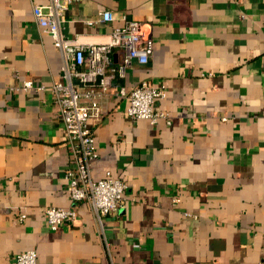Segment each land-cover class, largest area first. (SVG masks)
<instances>
[{
  "label": "crops",
  "instance_id": "crops-1",
  "mask_svg": "<svg viewBox=\"0 0 264 264\" xmlns=\"http://www.w3.org/2000/svg\"><path fill=\"white\" fill-rule=\"evenodd\" d=\"M43 3L0 0V264L27 249L37 264H264V0L69 5L63 33L85 43L104 41L121 14L140 21L153 53L113 84L165 91L154 124L128 117L113 92L90 120L93 177L126 183L104 217L111 260L90 207L67 191L70 153L50 88L62 82L61 56L32 15ZM102 10L114 19L100 21ZM122 55L113 50L115 65ZM26 80L43 89L17 90ZM50 206L75 208V220L49 230Z\"/></svg>",
  "mask_w": 264,
  "mask_h": 264
},
{
  "label": "built area",
  "instance_id": "built-area-1",
  "mask_svg": "<svg viewBox=\"0 0 264 264\" xmlns=\"http://www.w3.org/2000/svg\"><path fill=\"white\" fill-rule=\"evenodd\" d=\"M76 0H45L43 4H33V20L43 33L48 34L61 56L62 82L51 85L58 107L65 141L70 153V167L65 172L67 191L73 202L88 204L93 212L101 235L104 232V217L112 215L123 203L126 183L119 177L106 171L100 178L92 175L93 161L97 153L94 149V136L91 119H98L102 114L101 98L108 92L124 99L126 115L132 119H143L150 124L165 114L156 109V102L165 96L162 86L148 80L126 87L114 85L118 76L132 62L146 64L153 53L154 41L143 34L140 21L121 14V24L113 27L106 39L98 43H85L77 37L68 38L63 33L65 13L69 5ZM109 10L99 12V20L112 21ZM122 50L121 63L112 61L113 50ZM43 89L30 80L23 81L16 89ZM225 120V118H222ZM177 202L178 198H174ZM45 222L49 230H56L63 222H73L75 208L50 206L45 209ZM24 214L19 215V219ZM105 252L111 260L109 243L103 236ZM13 264H37L34 249L18 252ZM112 264V260H111Z\"/></svg>",
  "mask_w": 264,
  "mask_h": 264
}]
</instances>
